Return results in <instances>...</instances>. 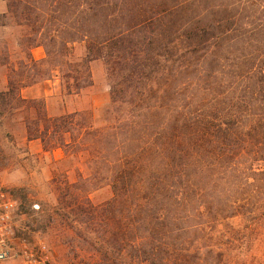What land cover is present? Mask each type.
Instances as JSON below:
<instances>
[{
    "label": "trees",
    "instance_id": "1",
    "mask_svg": "<svg viewBox=\"0 0 264 264\" xmlns=\"http://www.w3.org/2000/svg\"><path fill=\"white\" fill-rule=\"evenodd\" d=\"M7 18L31 35L16 63L0 46V116L16 104L32 114L27 141L84 158L79 184L50 181L64 243L88 264H244L264 245V0H7ZM96 60L109 81L101 118H50L24 98L51 80L78 95ZM104 186L112 198L92 204Z\"/></svg>",
    "mask_w": 264,
    "mask_h": 264
},
{
    "label": "rangeland",
    "instance_id": "2",
    "mask_svg": "<svg viewBox=\"0 0 264 264\" xmlns=\"http://www.w3.org/2000/svg\"><path fill=\"white\" fill-rule=\"evenodd\" d=\"M7 13V0H0V17ZM16 21V19H14ZM9 18L6 27L0 28V46L9 44L10 61L16 63L23 59L25 51L21 48L26 37L31 35L28 27H16ZM21 46V47H20ZM34 59L44 58L41 47L33 48ZM85 56V46L75 44L72 49V61L78 62ZM92 86L78 95H66L59 86V80H51L45 86L27 89L23 92L26 99H43L46 114L50 118L74 112L93 111L97 119L110 102L109 81L106 65L100 61L90 63ZM7 70L0 67V92L6 90ZM24 111L16 115V104L13 110L5 106L4 115L0 116V190L9 194L19 204L18 227L23 229L25 237L33 244L42 242L55 264H88L90 253L85 254L72 249L64 243L68 230L62 220L52 214L54 207L61 208L56 201L55 191L50 183L54 175L60 181L79 184L85 174L83 157L63 159L61 150L43 152L39 141H27L20 119L29 117ZM92 204L99 205L112 198L109 187L94 190L89 195ZM76 243V242H75ZM239 257L244 264H264V245L245 249Z\"/></svg>",
    "mask_w": 264,
    "mask_h": 264
},
{
    "label": "built area",
    "instance_id": "3",
    "mask_svg": "<svg viewBox=\"0 0 264 264\" xmlns=\"http://www.w3.org/2000/svg\"><path fill=\"white\" fill-rule=\"evenodd\" d=\"M19 215L18 202L0 190V264H55L42 242L25 237Z\"/></svg>",
    "mask_w": 264,
    "mask_h": 264
}]
</instances>
